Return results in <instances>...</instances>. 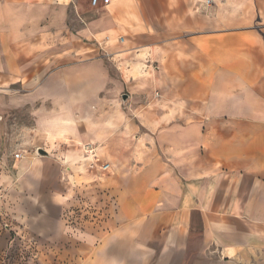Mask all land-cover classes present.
<instances>
[{"label":"crops","instance_id":"crops-1","mask_svg":"<svg viewBox=\"0 0 264 264\" xmlns=\"http://www.w3.org/2000/svg\"><path fill=\"white\" fill-rule=\"evenodd\" d=\"M250 1L112 0L94 9L91 0H1L0 72L9 85L30 90L20 100L37 105L38 144L53 150L73 140L70 158L84 142L99 143L106 155L114 137L129 134L126 112L93 122L98 96L92 81L102 88L108 70L100 59L92 64L93 53L84 47L89 41L116 42L117 67L131 74L124 77L130 88L143 92L132 99L128 94L129 101L147 99L141 106L151 110L148 117L140 113L155 143L145 160L138 155L107 178L72 164L76 181L67 196H91L92 183L105 178L99 181L102 197L116 203L110 230L87 235L89 251L103 254L129 244L132 253L83 257L78 264H264V27L256 25L257 0L246 10ZM17 19L21 33L15 35ZM33 27L51 32L31 33ZM40 41L55 49L46 61ZM64 41L67 48L56 50ZM144 57L155 68L148 71L154 80L126 66L132 58L136 68L135 60ZM77 79L83 80L78 86ZM153 90L169 98L154 97ZM189 91L199 106L195 114L187 111ZM7 96H0L4 104ZM99 99L101 106L108 102L107 95ZM187 121L193 123L181 124ZM115 148L123 153L128 147ZM34 158L47 170L40 177L45 184L63 171L48 151ZM81 168L85 173L75 177ZM128 233L130 242L110 243Z\"/></svg>","mask_w":264,"mask_h":264},{"label":"rangeland","instance_id":"rangeland-1","mask_svg":"<svg viewBox=\"0 0 264 264\" xmlns=\"http://www.w3.org/2000/svg\"><path fill=\"white\" fill-rule=\"evenodd\" d=\"M237 1L243 6L247 3V0ZM257 2L259 4L254 11L258 15L256 25L260 29L264 27V0H257ZM251 3H253V0L247 5V11H249ZM91 7L99 9L102 6L91 5ZM3 12L4 10L0 7V33L5 26ZM240 14L244 16L243 11ZM35 29L36 27H33L30 32L39 34L51 32L50 29L42 31L41 27ZM14 33L15 35L21 33L18 19ZM36 44L38 46L45 44L43 48L45 55L42 61H46L51 54L50 52L55 50L51 48L49 41H40ZM56 45V50L67 48V42L65 41ZM81 45H83L82 42H77L78 50H81ZM84 47L87 51L93 53L91 57L92 64L100 59L108 70L107 83L102 88L99 86V80L92 81V90L98 96L97 105L93 106V110L96 112V118L93 122L98 125L100 116L107 113L116 115L126 112L131 116L130 122L125 125V128L129 130V134L120 139L114 137L111 145L114 148H110L111 146H108V149L104 148L108 150L106 155L100 153L99 143L84 142L79 146V150L77 149L76 157L71 154L68 158L69 153L74 149L73 140H65L56 145L57 149L48 150L38 144L39 142H37L33 131L35 123L33 112L37 105L22 104L20 100L21 94H25L30 90L22 87L21 83L9 85L8 81H3L2 75L4 73L0 72V85L6 87V89L0 88V96H3V94L8 95L4 100L5 104L3 103V97L0 98V264H78L83 257H114L120 255L132 257L130 248H127L129 244L120 250H105L103 254H100L98 250L89 251L87 245H85L89 233H105L110 230L109 219L115 210L116 203H113L112 199L107 200L105 196L102 197L103 192L106 190L101 188L99 181H105L103 180L105 178L96 180V185L94 182L92 183L91 196H84L79 193L71 198L67 195L68 190L76 181V178H73V163H75V166L86 167L93 174L103 175L107 178L113 175L116 170L124 172L127 166L133 164L134 158L138 155H140L139 160L141 161L142 157L145 160L149 150L153 149L152 151H154V140L149 137L147 122H141L143 116L140 114L142 113L148 117L151 110L148 106H141L142 103L148 102L147 99L141 101L137 98V101L132 102L129 101V97L126 100L123 98L125 93L129 94L132 99L133 94L141 95L143 92L130 88L131 81L129 78L124 77L131 74H128L127 69L121 68L122 70H120L117 67L115 41L109 39L107 41H89ZM138 60H135V62H138L136 68L130 63L132 58L128 59L129 65H124L128 66L129 69L138 70L141 68L144 73L140 75L147 80V75L148 78L151 76L148 71L154 73L155 68L154 66L149 67V60L146 57ZM36 74L35 71L28 73L25 75V79L34 77ZM151 77L154 80L153 74ZM119 79H125V87H117ZM82 81L77 79L76 85L78 86L79 82ZM163 92L165 91L153 90V95L162 98ZM106 95L108 96V102L101 106L99 96L105 98ZM114 95L117 96L118 104L114 101ZM144 95L147 98L148 93ZM171 96L172 98L177 97L173 91ZM163 98H169L168 92ZM195 101V91H189L187 100V111L189 113H197L199 106ZM41 104L43 103L41 102ZM139 107L142 111L138 110ZM192 123L187 121L181 124L188 125ZM116 145L117 147L122 145L128 148L123 153H119L115 148ZM38 147L46 149L48 154L56 160L52 162L53 165L57 162L63 170H58L59 175L55 171L54 173H56V176L58 175V178L53 181L50 178L47 184L41 181L40 178L42 173L47 172V170L45 171L43 165L37 163L34 158L43 155L38 151ZM51 147L53 146L51 145ZM109 149H113V151ZM19 153L21 156H17ZM78 154L81 158L77 157ZM85 157L87 159L84 160ZM52 169L48 170L53 171ZM82 170L81 168L80 175L76 174L75 177L82 176L85 173ZM100 240L101 237L97 236L95 239L96 244ZM122 241H124L123 243L130 242V233L112 238L110 243L115 244Z\"/></svg>","mask_w":264,"mask_h":264},{"label":"built area","instance_id":"built-area-1","mask_svg":"<svg viewBox=\"0 0 264 264\" xmlns=\"http://www.w3.org/2000/svg\"><path fill=\"white\" fill-rule=\"evenodd\" d=\"M112 0H91V5L93 6H106L111 3ZM17 156H21V154H17Z\"/></svg>","mask_w":264,"mask_h":264},{"label":"water","instance_id":"water-1","mask_svg":"<svg viewBox=\"0 0 264 264\" xmlns=\"http://www.w3.org/2000/svg\"><path fill=\"white\" fill-rule=\"evenodd\" d=\"M128 97H129L128 94H124V95H123V98H124L125 100H126ZM39 152H40L41 154H47V151L44 150V149H39Z\"/></svg>","mask_w":264,"mask_h":264}]
</instances>
